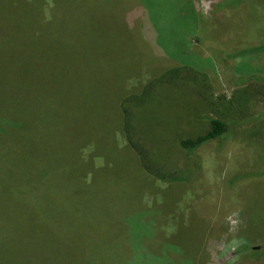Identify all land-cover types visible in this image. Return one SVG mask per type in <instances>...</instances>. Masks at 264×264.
<instances>
[{"label": "rangeland", "instance_id": "1", "mask_svg": "<svg viewBox=\"0 0 264 264\" xmlns=\"http://www.w3.org/2000/svg\"><path fill=\"white\" fill-rule=\"evenodd\" d=\"M18 1L0 0V264H264V0H50L32 30ZM177 67L135 136L185 178L167 182L120 103ZM209 117L224 142L180 157Z\"/></svg>", "mask_w": 264, "mask_h": 264}, {"label": "trees", "instance_id": "2", "mask_svg": "<svg viewBox=\"0 0 264 264\" xmlns=\"http://www.w3.org/2000/svg\"><path fill=\"white\" fill-rule=\"evenodd\" d=\"M112 3L114 4V1ZM17 5L18 6L16 11L20 10L21 12L20 16H23L22 21L24 22L23 20L24 17L27 18L24 24H25V28L28 30H32L35 27V25L39 23L37 19L38 17H45L46 14H48L50 11V0H19L17 2ZM111 7L113 8L114 6L111 5ZM35 13H37L36 17L34 16ZM130 17H132V20L130 22L134 21L135 24L136 23L135 17L134 18L133 16ZM34 18L36 19L34 20ZM126 18L127 16L124 17L125 22H126ZM153 20L155 22L156 30L157 31L162 30L161 29L162 22L157 17H154ZM14 23L15 22H13V24H11L10 26L7 24L4 25L0 24V37L4 38L6 33H9L10 30H13L14 28L12 27L14 26ZM250 46L252 47V45ZM253 50L254 52H264V43L253 46ZM181 76L182 75L179 67L168 69L164 71L157 78L151 79L149 82H147L143 87L141 93L139 94L132 93L125 95L123 96L120 103L122 109V115H123V131L126 139L128 140V143L131 145V147L135 148L136 151L139 153L142 165L144 166L146 171L149 172V174H151L152 176H155L156 178L167 182L183 181L185 180V178L179 173L176 174L170 171H166L167 169H165L161 164L157 162L158 160H156L157 158H159V156L158 155L153 156L152 154H150V152L146 148L144 149L141 146L140 142L136 141L139 140V138L135 139V136L138 135L139 137V135L141 134L142 137L146 139L147 133L144 132L142 128L143 124H141L144 118H141L140 120L139 118L140 113L144 112L146 107L154 102V100L157 97V91L160 87H163L164 85H170V84L173 85L174 83H177L180 79H183V77ZM140 108L141 111L138 112L137 110ZM196 117H198V115H196ZM209 122H210V130H208L207 132L198 134L195 137H186L179 139L178 143L180 146V157L188 160L195 159L196 153L201 146L211 142H220V141L224 142L227 136L226 133L228 131V124L224 120L218 117H209ZM219 147L222 148L223 144H221ZM161 155L165 157V154H161ZM39 173L44 174L42 175V177H45V174L48 173V170L40 169ZM127 222L125 220H122L124 226L128 227L127 224L129 223L131 225L132 223L131 218L130 221L128 223ZM138 239H143V237H139ZM122 246L126 250L125 251L124 249H122L121 256H119V259L123 257L122 261H125V259H127L128 256H130L129 258L134 257L135 259L142 258L143 254L136 253L137 251H135L134 247L132 246V243L130 244V242L126 241V243H123ZM50 255H52L51 252ZM57 261L62 262V260H57ZM50 264H55V262L52 261L51 258H50Z\"/></svg>", "mask_w": 264, "mask_h": 264}]
</instances>
